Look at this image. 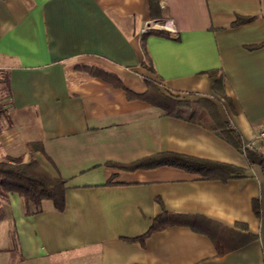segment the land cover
Masks as SVG:
<instances>
[{
    "label": "crops",
    "instance_id": "obj_1",
    "mask_svg": "<svg viewBox=\"0 0 264 264\" xmlns=\"http://www.w3.org/2000/svg\"><path fill=\"white\" fill-rule=\"evenodd\" d=\"M263 1L159 0L158 17L149 0H0V163L67 186L61 212L0 192V264H264V174L195 105L264 158V47L247 50L264 43ZM155 21L166 36L141 35ZM146 82L185 105L139 99ZM163 153L244 175L118 168ZM162 212L179 223L136 240Z\"/></svg>",
    "mask_w": 264,
    "mask_h": 264
},
{
    "label": "trees",
    "instance_id": "obj_2",
    "mask_svg": "<svg viewBox=\"0 0 264 264\" xmlns=\"http://www.w3.org/2000/svg\"><path fill=\"white\" fill-rule=\"evenodd\" d=\"M158 1L159 0H149V3L152 12H157L158 17H160ZM251 19L252 18L236 17L231 26L238 27L248 23L251 21ZM150 33L166 36L158 31H150ZM262 47H264V43L247 47V50L252 51ZM90 74L97 77L102 76V74H100L98 71H93ZM3 78L5 83L6 79L4 76ZM103 78L108 79L107 76H103ZM146 84L148 90L143 96L138 97L139 99L145 100L152 105L163 108L168 114H174L178 107L185 105V102L175 101L161 95L154 88L155 86L152 82H146ZM5 90L7 91L6 83ZM195 105L196 113L210 114L212 118L215 119L217 128L220 130L222 138L237 151L244 154L250 165H257L264 174V158L257 156L252 152V150L244 148L241 145L236 132L229 128L225 123L219 122L216 109L213 106L208 105V103L205 101H197ZM37 147L38 145L36 144L29 145L31 151H34ZM160 166L174 167L188 173L197 174L204 179H218L220 181H225L232 177H242L244 175L242 169L229 165L197 160L186 156L169 153L150 156L129 166H119L118 168L124 171H135L140 169H152ZM66 190L67 186L64 180L59 177H52L42 168H40L35 161L27 164H22L16 160L12 161V164L0 163V192L18 195L26 206L30 204L37 210L43 201H50L53 204L54 209L61 212L64 208V196ZM252 210L257 217L260 216L261 208L257 201L252 202ZM176 218L177 217L175 216H171L162 212L160 216L156 217L152 221L148 231L136 240L142 241L153 232L161 231L169 225L179 223L178 219ZM181 224L184 223L181 222ZM252 239L253 238L249 236H245L244 241L248 242ZM216 248L219 251L217 244ZM233 249L234 248H230V250ZM230 250L225 248L220 253Z\"/></svg>",
    "mask_w": 264,
    "mask_h": 264
},
{
    "label": "built area",
    "instance_id": "obj_3",
    "mask_svg": "<svg viewBox=\"0 0 264 264\" xmlns=\"http://www.w3.org/2000/svg\"><path fill=\"white\" fill-rule=\"evenodd\" d=\"M153 23V25L151 23L145 25L144 28L141 30V35L149 33L155 28V26L166 25L162 21H155ZM260 137L264 138V130L260 133Z\"/></svg>",
    "mask_w": 264,
    "mask_h": 264
},
{
    "label": "rangeland",
    "instance_id": "obj_4",
    "mask_svg": "<svg viewBox=\"0 0 264 264\" xmlns=\"http://www.w3.org/2000/svg\"><path fill=\"white\" fill-rule=\"evenodd\" d=\"M0 91H5V83L3 76H0Z\"/></svg>",
    "mask_w": 264,
    "mask_h": 264
}]
</instances>
